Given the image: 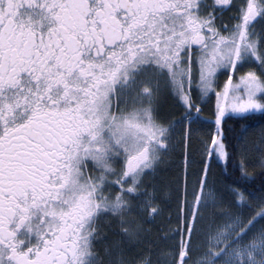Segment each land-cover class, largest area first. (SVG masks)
Instances as JSON below:
<instances>
[{
    "label": "snow or ice",
    "instance_id": "snow-or-ice-1",
    "mask_svg": "<svg viewBox=\"0 0 264 264\" xmlns=\"http://www.w3.org/2000/svg\"><path fill=\"white\" fill-rule=\"evenodd\" d=\"M257 111L264 0H0V264H264Z\"/></svg>",
    "mask_w": 264,
    "mask_h": 264
},
{
    "label": "trees",
    "instance_id": "trees-1",
    "mask_svg": "<svg viewBox=\"0 0 264 264\" xmlns=\"http://www.w3.org/2000/svg\"><path fill=\"white\" fill-rule=\"evenodd\" d=\"M208 115V112H205V116ZM261 123H264V114H261L260 112H255L254 114H252L248 119L246 120H241L239 122L235 121V120H229L228 124L232 125L235 128H239L240 125L242 124H251L253 126H259ZM174 171V170H173ZM173 173H165L164 176L165 178H169L170 176H172ZM230 177L232 179H240V174L238 172H236L234 166H232L231 164H228L227 166H225V162L224 161H220L218 165H214L213 166V171L210 174V179L213 180H218V181H223L225 178ZM191 179H195V177H191ZM254 184L256 186V188H259L260 185V178L257 177L254 181ZM249 187H252V184H249ZM170 211L174 212L175 211V207L173 205V208L170 209ZM168 213H165V217H167ZM167 222V221H165ZM156 225H160L161 224V218H157ZM149 227H152L153 225H148ZM171 227L175 228L176 227V223L174 220L171 221ZM179 239V237L177 238Z\"/></svg>",
    "mask_w": 264,
    "mask_h": 264
},
{
    "label": "flooded vegetation",
    "instance_id": "flooded-vegetation-1",
    "mask_svg": "<svg viewBox=\"0 0 264 264\" xmlns=\"http://www.w3.org/2000/svg\"><path fill=\"white\" fill-rule=\"evenodd\" d=\"M222 79H223V77H222Z\"/></svg>",
    "mask_w": 264,
    "mask_h": 264
},
{
    "label": "rangeland",
    "instance_id": "rangeland-1",
    "mask_svg": "<svg viewBox=\"0 0 264 264\" xmlns=\"http://www.w3.org/2000/svg\"><path fill=\"white\" fill-rule=\"evenodd\" d=\"M258 112V111H257Z\"/></svg>",
    "mask_w": 264,
    "mask_h": 264
}]
</instances>
